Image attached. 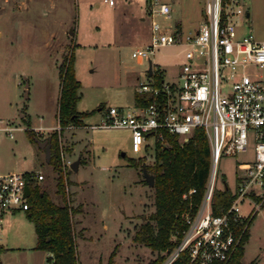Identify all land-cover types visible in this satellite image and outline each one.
Listing matches in <instances>:
<instances>
[{"label": "rangeland", "instance_id": "obj_1", "mask_svg": "<svg viewBox=\"0 0 264 264\" xmlns=\"http://www.w3.org/2000/svg\"><path fill=\"white\" fill-rule=\"evenodd\" d=\"M154 1V0H153ZM171 4V16L157 14L162 23L183 33L193 32L205 16V0H158ZM250 11L243 31L264 35V0H241ZM0 8V172L38 170L45 174L39 186L56 201L57 172L46 149L29 138L31 127L44 139L56 128L61 89L59 65L75 52L76 75L82 82L77 108L91 111L82 125L62 131L64 160L81 156L78 170L68 167L69 197L82 211L73 215L80 264H106L115 252L116 264H149L158 255L134 234L155 209L154 188L143 179V162L154 160V146L144 156L133 151L128 128L90 126L102 117L100 105H134L140 78L149 61L132 55L151 39V0H26ZM65 26L68 29L65 31ZM186 45L159 47L154 56L166 79L176 78ZM139 76V77H138ZM138 77V78H137ZM6 126H14L13 136ZM125 152L126 154H123ZM254 147L223 155L216 187L226 180L233 190L242 172L241 160L251 159ZM134 158V161L131 160ZM141 182V183H140ZM261 189V188H259ZM254 205L245 200L243 210ZM250 236L244 264H264V205L250 218ZM35 223L25 210L7 212L0 225L1 264H50L48 250L37 248Z\"/></svg>", "mask_w": 264, "mask_h": 264}, {"label": "built area", "instance_id": "obj_2", "mask_svg": "<svg viewBox=\"0 0 264 264\" xmlns=\"http://www.w3.org/2000/svg\"><path fill=\"white\" fill-rule=\"evenodd\" d=\"M151 4V39L132 55L152 61L151 73L149 63L137 90L150 94L153 100L104 106L100 121L90 126L130 129L131 147L140 156L164 141V130L187 140L197 127L204 128L212 153L207 186L196 209L181 213L180 228L173 235L179 239L164 251L161 264H174L180 256L188 263L178 264L228 261L241 246L251 216L264 204V35L243 31L250 24V14L241 0H205L203 20L187 34L156 18L157 14L171 16L169 2L151 0ZM172 44L186 45L184 60L176 78L166 79L163 74L158 82L159 64L153 56L159 47ZM6 128L13 135V127ZM251 145L254 156L241 160L235 196L221 213H214L212 197L220 158L246 152ZM71 164V160L65 161L64 170ZM44 177L38 170L0 173V225L7 212L29 208L26 187L32 189ZM196 192L197 188L191 187L183 196L192 199ZM245 200L254 204L247 212L243 210Z\"/></svg>", "mask_w": 264, "mask_h": 264}, {"label": "trees", "instance_id": "obj_3", "mask_svg": "<svg viewBox=\"0 0 264 264\" xmlns=\"http://www.w3.org/2000/svg\"><path fill=\"white\" fill-rule=\"evenodd\" d=\"M59 73L61 89L56 115L60 128L54 129L47 138L51 142L49 161L57 172L56 185L61 200H54L50 193L46 189H41L39 185L32 186L28 197L29 208L26 212L35 223L36 247L50 252L48 256L50 264H80L73 215L76 211H82V206L81 204L74 206L69 197L67 189L69 179H65V161L62 154V131L68 125L84 124V117L91 111H81L77 108L81 98L82 82L76 75L74 50L64 55L59 65ZM163 73L164 70L159 69L156 76L158 82L163 78ZM134 99L137 103H149L153 97L136 89ZM26 131L29 138L37 142L35 130L28 127ZM154 150V160L143 162L141 167L142 170L145 168L155 176L153 185L155 209L138 227L134 238L158 251V255L149 264H161L165 259L164 251L174 247L179 239V236L174 239L173 235L180 228L181 213L188 209H196L197 203L203 198L210 175L212 153L209 137L202 127H197L187 140H182L177 134L164 130V141L157 142ZM131 160L134 161V158ZM143 180L147 182L145 178ZM191 187H196L197 192L192 199H187L183 193ZM234 196L233 187L225 180L223 186L216 187L213 192V212L221 213ZM249 228L250 223L241 246L230 260L211 264H244L242 257L245 243L250 236ZM114 254L115 252L106 264H116ZM181 262L188 263V260L185 256H180L174 264Z\"/></svg>", "mask_w": 264, "mask_h": 264}, {"label": "water", "instance_id": "obj_4", "mask_svg": "<svg viewBox=\"0 0 264 264\" xmlns=\"http://www.w3.org/2000/svg\"><path fill=\"white\" fill-rule=\"evenodd\" d=\"M248 14H250V11H248ZM152 71V61H150V66H149V73H151ZM37 139V142L38 144L41 146V147H44L46 149V154H47V158L49 159L50 158V152H51V142L48 138H44V139H41L39 137H36ZM123 154H126L125 152H123ZM80 162V159H76L72 164H71V167L73 169H78V164ZM143 174H144V177L145 179L147 180L148 184H150L151 186L154 185V181H155V176L154 174L148 172L145 168L143 170ZM32 189L29 185H27L26 187V194L27 195H30Z\"/></svg>", "mask_w": 264, "mask_h": 264}, {"label": "crops", "instance_id": "obj_5", "mask_svg": "<svg viewBox=\"0 0 264 264\" xmlns=\"http://www.w3.org/2000/svg\"><path fill=\"white\" fill-rule=\"evenodd\" d=\"M10 2H13L17 7H18V9H22V8H25V2H26V0H0V8H3L4 6H5V4L6 3H10ZM177 23H178V25H176V28H178L179 30H181V31H183V23H182V20H178L177 21ZM65 31L68 29V26H65ZM0 34H2V31L0 30ZM185 54V53H184ZM184 54H183V57H184ZM141 61V60H140ZM141 62H144V61H141ZM156 62H158V63H160L161 64V62H159V61H156ZM162 65V64H161ZM139 77V76H138ZM137 77V78H138ZM101 108V107H100ZM9 127H13L12 128V130L14 129V126H9ZM12 130H11V132H12ZM13 133V132H12ZM11 136H13V135H11ZM81 156H79L78 158L81 160V158H80ZM78 158H76V159H78ZM75 159V160H76ZM75 160H73V162L75 161ZM73 162H71V163H73ZM79 164H80V162H79ZM78 164V169L80 168V165ZM78 169H76V170H78ZM9 172V171H8ZM0 173H3V172H0ZM141 183V182H140ZM56 191H57V189H56ZM51 195V194H50ZM52 196V195H51ZM54 200H56L54 197H52ZM17 211V210H16ZM26 211V210H25ZM13 212H15V211H13Z\"/></svg>", "mask_w": 264, "mask_h": 264}]
</instances>
